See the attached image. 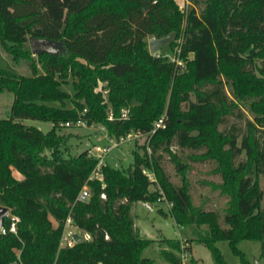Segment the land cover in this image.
Wrapping results in <instances>:
<instances>
[{"label": "trees", "instance_id": "1", "mask_svg": "<svg viewBox=\"0 0 264 264\" xmlns=\"http://www.w3.org/2000/svg\"><path fill=\"white\" fill-rule=\"evenodd\" d=\"M190 1L184 12L177 0H0V39L32 70L25 75L0 65V91L15 95L11 114L0 117V205L11 210L5 226L19 217L17 232L0 235V264H152L142 250L153 239L140 235L132 205L155 202L162 193L178 224H209L198 242L212 249L216 264H228L215 245L220 239L236 251L238 240L259 239L264 251V0ZM172 31L169 45L179 48L182 64L148 48V37ZM31 35L64 40L67 52L33 55ZM70 79L73 95L62 89ZM242 107L254 119L248 118L239 145L236 126H219L229 114L240 116ZM162 116L165 126L150 134ZM24 118L53 127L44 132ZM79 120L102 124L117 141L148 134V146L143 154L135 151L129 167L106 163L104 181L90 180L98 158L90 149L73 153L70 135L58 132ZM174 139L184 148L207 147L218 160L231 194L227 227L217 212L193 205L187 185L166 175L156 152L173 153ZM243 151L247 159L236 165ZM146 168L155 171L160 188L151 189L156 181ZM86 184L91 195L80 201ZM68 218L90 237L62 245ZM162 240L173 249H163V257L182 264L174 252L179 242Z\"/></svg>", "mask_w": 264, "mask_h": 264}, {"label": "rangeland", "instance_id": "2", "mask_svg": "<svg viewBox=\"0 0 264 264\" xmlns=\"http://www.w3.org/2000/svg\"><path fill=\"white\" fill-rule=\"evenodd\" d=\"M184 12L191 8L190 0H177ZM202 5H197L200 11ZM175 39V38H174ZM149 41V37L147 39ZM148 48L149 44H148ZM179 51L176 47L173 49L170 45L163 47L159 52L153 53L157 56H168L171 60L182 64L183 60L175 57ZM0 65H9L16 69L18 73L30 75L32 74L30 61L21 58L15 59L0 39ZM62 89L70 94H74L75 85L72 79L62 84ZM195 97H193L194 99ZM15 95L11 91H0V117H8L11 114L12 105ZM54 106L62 105L60 102H52ZM70 105V103H69ZM127 110H125V113ZM240 116L236 113L229 114L220 124V129L224 131L232 130L236 126L239 134L238 144H242L243 133L247 130L248 118L254 119V115L250 113L247 107L240 109ZM165 116V114H164ZM163 117V116H162ZM27 125H34L47 132L52 129L53 122L49 120H40L33 118H24L21 120ZM59 133L70 135L67 140L68 145L73 153H79L86 149H94L95 146H108L115 142L118 145L113 146L109 152L104 155V160L112 166L127 168L135 161V151L144 153L145 145L148 146L149 135H132L117 141L110 138L106 127L102 124H93L89 126L71 122V125L62 124L58 129ZM262 144L264 146V136H262ZM149 152L151 148L148 147ZM173 153L165 151L163 148L156 152L157 156H161L160 161L162 167L175 185H187L194 206L200 207L206 211H215L219 214V221L223 227L225 224V215L231 200L230 192L225 189V178L223 173L218 169L219 162L216 158L209 156L208 148H187L178 144L174 139L171 144ZM219 150V149H217ZM247 159L246 152L243 151L236 159V165ZM146 173L150 178L156 181L151 189L161 187V180L152 168H146ZM14 173L18 177H22L16 170ZM261 187L264 192V175L260 177ZM155 202L135 201L132 205V215L135 220L136 228L140 235L145 238L153 239L152 243L142 250V255L153 259L152 264H172L167 261L163 255V249L173 250L169 244L162 240L163 238H173L180 244V250L174 249L182 259V264H216L212 249L198 242L200 236L205 235L209 230V224H178L172 216L173 203L167 199L164 193ZM262 206L264 207V195ZM168 212L167 215L161 213L160 210ZM70 231L78 232L81 236L89 238L90 235L83 232L73 225H67L65 233ZM215 245L221 250L228 264H264V251L262 241L259 239H240L233 247L227 239H220Z\"/></svg>", "mask_w": 264, "mask_h": 264}, {"label": "water", "instance_id": "3", "mask_svg": "<svg viewBox=\"0 0 264 264\" xmlns=\"http://www.w3.org/2000/svg\"><path fill=\"white\" fill-rule=\"evenodd\" d=\"M176 33L172 31L171 33L162 36H151L149 38V47L151 53L159 52L163 47L169 45L175 38ZM29 44L33 55H40L43 53H48L51 55H63L67 52V47L64 40L52 39L49 37H42L31 35L29 36ZM11 210L8 206L0 205V235L1 228L5 223V219L9 216ZM73 236L76 241L82 239V236L78 232H74Z\"/></svg>", "mask_w": 264, "mask_h": 264}, {"label": "built area", "instance_id": "4", "mask_svg": "<svg viewBox=\"0 0 264 264\" xmlns=\"http://www.w3.org/2000/svg\"><path fill=\"white\" fill-rule=\"evenodd\" d=\"M78 124H85V121L84 120H79L77 122ZM67 125H71V122H67L66 123ZM165 126V119L164 117H160L154 124V128L152 129V131L150 132V134H153L157 131V129L161 128V127H164ZM136 135H143L144 133H141V132H136L135 133ZM132 135V133L128 134L127 137H130ZM126 137V138H127ZM123 139V138H122ZM118 145V142H115L114 144L112 145H108V146H95L94 149H90V155L92 156H95L96 158H98V162H97V165L96 167L93 169L89 179L90 180H94V179H99V180H102L104 181V171H103V167L104 165H106V162L104 160V155L109 152V150L113 147V146H116ZM91 195V190L89 188V186L86 184L83 189L81 190V192L79 193L78 195V199L80 201H85L87 200ZM106 194L103 193L102 194V197H105ZM19 220V217L18 216H12L11 217V222H10V226L7 227L5 225L2 226L1 228V233H6L8 231V229L10 231H13V232H17V222ZM67 225H71V218H68V221H67ZM73 233L74 231H70L69 234H66L65 231L62 235V239H61V244L62 245H66V246H72L74 245V243L76 242L74 236H73Z\"/></svg>", "mask_w": 264, "mask_h": 264}, {"label": "crops", "instance_id": "5", "mask_svg": "<svg viewBox=\"0 0 264 264\" xmlns=\"http://www.w3.org/2000/svg\"><path fill=\"white\" fill-rule=\"evenodd\" d=\"M18 172V171H17ZM19 173V172H18ZM15 174V173H14ZM20 174V173H19Z\"/></svg>", "mask_w": 264, "mask_h": 264}]
</instances>
